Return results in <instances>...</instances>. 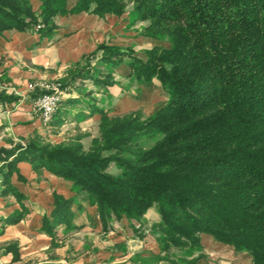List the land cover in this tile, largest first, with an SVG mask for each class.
I'll list each match as a JSON object with an SVG mask.
<instances>
[{"label":"trees","instance_id":"16d2710c","mask_svg":"<svg viewBox=\"0 0 264 264\" xmlns=\"http://www.w3.org/2000/svg\"><path fill=\"white\" fill-rule=\"evenodd\" d=\"M40 1L36 12L30 0H0V33L50 37L59 15H120L130 1L150 22L145 34L170 42L147 50L145 59L131 49L99 44L63 88L94 75L107 86L113 70L128 62L129 77L158 79L169 98L147 119L103 113L100 137L88 149L79 139L52 144L39 137L0 147L5 190L21 197L10 178L27 161L71 180L97 207L104 228L121 217L139 221L155 207L160 222L154 229L164 250L199 248L200 234L208 233L249 252L252 264H264V0H76L70 9L69 0ZM100 52L99 64L109 69L104 73L90 69ZM8 99L0 93V103ZM62 115L52 122L60 123ZM153 132L160 138L141 148L139 137ZM116 165L119 172L113 173ZM72 204L55 194L43 229L54 235L59 223L69 224ZM23 216L15 211L5 222Z\"/></svg>","mask_w":264,"mask_h":264},{"label":"crops","instance_id":"0c3cea01","mask_svg":"<svg viewBox=\"0 0 264 264\" xmlns=\"http://www.w3.org/2000/svg\"><path fill=\"white\" fill-rule=\"evenodd\" d=\"M30 1L33 10L39 12L41 1ZM75 3L76 0H69L68 8ZM55 22L50 37H41L35 31L0 33V93L10 98L0 103V147L25 145L34 137L47 142L54 136L50 128L59 127L78 126L86 132L84 138H93L102 110L109 116H122L136 109L145 110L146 106L157 110L165 105L169 94L162 90L161 82L156 78L148 83L130 81L131 67L124 62L114 69L118 84L113 87L101 85L95 75L77 78L63 95L61 122H52L50 128L44 126L40 115L32 109L40 89L30 91V84L69 81L82 70L85 57L104 42L134 47L137 51L156 44L151 38L138 36L137 25L130 24L127 14L99 17L83 11L59 15ZM100 57L101 52L91 60L90 69H94ZM89 90L96 95L99 111L89 112L87 108L89 95L85 93ZM2 168L0 161V264H252L249 252L237 250L208 233L200 234L199 248L172 246L164 250L153 231V226L160 222L155 207L139 221L121 217L112 219L104 228L97 207L77 191L71 180L46 169H35L27 161L19 162L10 178L21 195L18 198L5 190ZM55 194L73 200V218L69 224L59 223L54 235H50L43 229V218L51 217ZM15 211H22L23 218L6 223Z\"/></svg>","mask_w":264,"mask_h":264},{"label":"rangeland","instance_id":"374dc122","mask_svg":"<svg viewBox=\"0 0 264 264\" xmlns=\"http://www.w3.org/2000/svg\"><path fill=\"white\" fill-rule=\"evenodd\" d=\"M126 4V9L125 11L122 13V14H127L128 15V19L130 20V24L132 25H137L136 27V31L138 32V36H144L145 38H151L153 39L154 43H156L153 47H164V44L167 43L169 44L170 46V42L168 41L167 38H153V37H150L148 35L145 34V30L148 28L150 22L147 21V20H142V18H140V13L137 11V9L135 8V5L133 4V2H130V1H126L125 2ZM122 14L120 15H116V14H106V15H116V16H121ZM105 15V16H106ZM103 16V17H105ZM106 43V42H104ZM102 44V43H101ZM107 45H115V44H109V43H106ZM118 46V45H117ZM152 47V48H153ZM123 48V47H122ZM152 48H146V46L142 49H139L138 51L134 48V47H125L124 49H131L132 51V54L135 56V57H138V58H141V59H145L146 58V51L149 50V49H152ZM136 53H139L142 55L140 56H136L135 54ZM100 59V58H99ZM98 66V69L104 73V72H107L109 69H105V67L102 65V64H99V61H97L96 65L94 68H97ZM101 67V68H100ZM113 73H114V70H113ZM102 77H104V75H102ZM113 79V80H112ZM83 79H80L79 81L81 82ZM111 84H109L108 86H115L116 84H118L116 81H115V76L114 74L112 75L111 77ZM109 79V81H111ZM130 81L132 82H135L137 80L134 79V77H130ZM139 82V81H137ZM143 83V82H142ZM56 84H60V83H56ZM132 85V84H131ZM130 85V86H131ZM60 87L62 88L63 92L66 93V88H63L62 87V84H60ZM163 87V86H162ZM163 91H166L164 88H162ZM162 91V93H163ZM93 93L92 90H89L85 93V95H89V101L87 103V108H89V112H91L92 110L94 109H97L98 106H97V102L95 99L96 98V95L95 93H93V95H91ZM169 98V96H168ZM63 101V99H62ZM151 101V100H150ZM149 101V102H150ZM87 102V101H86ZM62 103V102H61ZM151 106H146L145 110L143 109H136L132 112H129L127 114H130V113H139L141 115V118L142 119H147L149 118L150 116H152L157 110H152L150 108ZM59 111L61 112V105H60V108H59ZM58 111V112H59ZM96 111H99V110H96ZM101 115L103 113L107 114L105 111H101L100 112ZM58 114V113H57ZM108 115V114H107ZM126 115V114H124ZM109 116V115H108ZM123 116V115H122ZM109 117H116V116H109ZM52 125V123H51ZM48 126L49 128L51 127ZM50 130L52 131L51 133L54 135L53 137H50L48 138L49 140L47 141V143H52V144H60V143H65V142H70L72 140H77L79 139L81 141V143L84 145V147L86 149L89 148V146L92 144V140L93 139H96V138H99L100 137V123L98 125V131L96 133V136L93 137V138H84V134L86 132L82 131L81 128H79L78 126H70V127H63V128H50ZM84 133V134H83ZM160 138V135L157 134L156 132H153V133H148V134H143L142 136L139 137V145L141 148L143 149H148L150 148L158 139ZM87 145V146H85ZM111 171L113 173H118L119 172V168L118 166H114L113 169H111ZM153 231L155 232V229H154V226H153Z\"/></svg>","mask_w":264,"mask_h":264},{"label":"built area","instance_id":"2783aa9c","mask_svg":"<svg viewBox=\"0 0 264 264\" xmlns=\"http://www.w3.org/2000/svg\"><path fill=\"white\" fill-rule=\"evenodd\" d=\"M28 88L30 91H35L37 88L40 89V92L37 93L32 101V109L40 115L44 126H50L60 108L64 95L60 84H30Z\"/></svg>","mask_w":264,"mask_h":264}]
</instances>
